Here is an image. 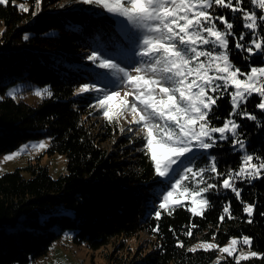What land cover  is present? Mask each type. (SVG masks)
<instances>
[{
	"label": "trees",
	"instance_id": "16d2710c",
	"mask_svg": "<svg viewBox=\"0 0 264 264\" xmlns=\"http://www.w3.org/2000/svg\"><path fill=\"white\" fill-rule=\"evenodd\" d=\"M61 2L42 0L36 16L32 15L34 0H10L7 6L0 5V154L21 142L48 137L47 152L66 157V173L56 178L39 161L0 174V264H26L46 254L52 241L63 234L75 244L95 250L113 239L119 240L118 248L123 243L127 248L126 238L142 231L148 236L145 245L149 248L119 256L112 251L108 257L116 259L113 264H206L214 259L216 250L188 249L198 239H213V234L220 244L232 236H250L252 248L264 256V179L237 181L243 200L256 205L251 223L234 194L220 187L224 177L214 178L210 172L205 173L207 182L218 187L207 194L211 207L203 216H193L186 207L171 210V215L162 211L159 220L152 215L159 203L157 194L167 189L168 182L154 174L151 160L141 150L143 144L123 138L115 141L111 134L117 124L106 119L97 126L99 120L93 117L100 113L91 107L96 93L74 94L81 84L108 82L102 69L86 59L92 51L124 57L116 45L126 49L130 45L103 10L85 4L61 7ZM20 4L30 10L21 11ZM215 11L234 19L228 10ZM234 32L230 38L234 63L244 71L249 70V64L261 65L264 56L235 49L241 32L247 34L242 43L252 39L239 19H235ZM25 34L29 39H24ZM16 82H23L24 89L49 86L53 95L35 103L24 97L12 99L7 90ZM229 99L225 95L217 102L213 113L216 126L231 111ZM259 102L254 94L246 105L258 116L257 121L236 118L242 125L240 138L246 151L254 156H264V112L256 107ZM106 140L111 144H103ZM211 156L217 157L218 170L226 173L238 168L242 152L233 147L230 138L217 140L205 161ZM228 201L233 218L226 216L221 222ZM192 224L197 227L191 237L186 236ZM157 225L159 232L153 230ZM220 264L236 261L226 256ZM241 264H264V259L250 258Z\"/></svg>",
	"mask_w": 264,
	"mask_h": 264
},
{
	"label": "snow or ice",
	"instance_id": "6c2138e0",
	"mask_svg": "<svg viewBox=\"0 0 264 264\" xmlns=\"http://www.w3.org/2000/svg\"><path fill=\"white\" fill-rule=\"evenodd\" d=\"M9 2L0 0V5L7 6ZM80 2L109 14L115 21L118 34L131 46L132 56L137 58L122 67L124 61L118 63L115 58L118 53L92 51L86 59L98 68L108 70L114 79L103 87L99 86L101 81L81 84L74 94L96 93L91 107L101 111L109 123L126 121L128 127L121 126V131L134 132L137 138L145 141L141 150L151 160L154 174L161 178L176 174L167 189L158 194L159 203L152 215L159 220L162 211L171 215V210L186 207L193 216H203L211 207L207 194L218 187L207 182L205 173L210 172L214 178L224 177L220 187L234 194L251 223L256 205L243 200V190L237 181L252 183L264 179V156L245 151L246 143L240 138L239 131L242 125L236 118L258 120V116L246 108L254 94L260 100L256 107L264 112V62L259 66L249 64V70L244 71L231 56L230 38L236 35L235 19L241 20L252 39L248 44L242 43L247 34L241 32L235 49L264 56V0ZM41 3L42 0H34L33 16L41 10ZM17 7L23 12L30 10L25 4ZM216 9L228 10L234 19L216 13ZM24 39H29V35L25 34ZM122 47L116 45L117 49ZM109 55L113 58H106ZM7 95L16 99L15 90H9ZM35 95L43 98L45 95L51 97L53 93L49 86H45L37 88ZM225 95L230 98L231 111L220 126H216L213 113L217 102ZM230 138L233 147L245 153L237 169L220 172L216 156L210 157L206 167L191 166L194 153L207 155V150L217 147V140ZM31 146L43 150L49 144L40 141ZM28 147V144L21 145L17 151L6 154L4 160H13ZM226 216L233 218L231 201L224 205L219 220L223 222ZM196 227L192 224L185 235L191 237ZM153 230L159 232V225ZM215 238L213 234V240ZM252 244L250 236L232 237L223 247L205 240L188 251L218 250L233 257L236 264L250 258L264 259L255 251L234 255L239 245L251 249ZM178 245L184 246L182 241H178ZM216 264H220V258Z\"/></svg>",
	"mask_w": 264,
	"mask_h": 264
},
{
	"label": "rangeland",
	"instance_id": "374dc122",
	"mask_svg": "<svg viewBox=\"0 0 264 264\" xmlns=\"http://www.w3.org/2000/svg\"><path fill=\"white\" fill-rule=\"evenodd\" d=\"M61 5L64 7H79V6H84L83 3L80 2V0H62ZM130 50V51H128ZM120 52L124 54V57L119 56L116 57L117 62L120 63L122 60L124 61L121 63L122 67L128 66L129 63H131L134 59H137L132 56L131 52V46L129 49L122 48L120 49ZM129 56V57H128ZM128 57V58H127ZM106 58H111V57H106ZM264 59V57H263ZM102 72L105 73V76L108 79V82L113 80L114 78L111 76V73L108 72V70L102 69ZM242 78V77H241ZM107 82V83H108ZM105 83H100V87H103ZM25 84L23 82H16L9 86V90H15L16 92V98H21L24 97V99L27 102L30 103H35L41 99V97H38L35 95V90L37 88H44L45 86H38V85H33L30 89H24ZM100 114L95 115L93 117V120H99L97 123V126L100 127L102 121H104V117L102 115V112L99 111ZM115 123V122H113ZM117 124V129L112 131L111 136L115 139V141H118L119 139H128L129 143H134L135 141H138L141 144H144L145 141L141 138H137V136L134 134V132H128V131H121V126H123L125 129H127L128 125L126 121L121 120L120 123H115ZM219 134H216L218 137ZM110 136V137H111ZM40 141H45L49 144V138L48 137H43L40 139H30L24 142H21L16 148L9 150L7 152L1 153L0 154V174L13 170L17 167L23 168L30 162L34 161H39L41 165L45 166L48 170V173L51 177L56 178L64 173H66V157L64 154L60 153H48L47 148L43 150H37L33 148L31 145L34 143H38ZM28 144L29 147L28 149L23 152L21 155L17 156L13 160H4V156L6 154H9L11 152L17 151L21 145ZM105 145H110L111 142L109 140H106ZM102 144V145H103ZM140 148V147H138ZM208 151V150H207ZM246 151V150H245ZM242 155H244V151H241ZM195 156V159L193 160V164L191 166L197 167L200 164H204L203 167H206L210 163V158L205 161V156L199 152L193 154ZM189 159H192V157H189ZM188 161L185 160V164H187ZM211 176L213 174L211 173ZM162 180H166L168 184L170 181H172L174 178H176V174L173 173L172 177L169 178H161ZM158 196V194H157ZM245 236V235H243ZM148 236H146L145 231H142L138 235L130 236L129 238H126V244L120 249L118 248V241H115L113 239L109 244L102 246L98 249H91L87 247L84 244H75L70 237H67L66 235H62L52 241V243L49 245V248L46 252V254L30 260L26 264H113L115 263L116 259H112L111 257H108L109 254L113 251V253L116 250V255L119 256L120 254H132L135 251H137L138 248H141V250L144 247L149 248V246L145 245V239ZM232 237H238V236H232ZM230 237V238H232ZM242 237V236H241ZM230 238L224 242V243H218L213 239H209L207 241L216 243L223 247L224 245L229 243ZM239 238V237H238ZM200 241H205L204 239H198L194 242H192L189 246V248L193 247ZM117 245V246H116ZM115 247V249H114ZM249 251H256L251 247L249 249L247 246L239 245L238 250L234 255H239L240 253H245L247 254ZM260 254V253H259ZM227 256V254H222L218 250H216V256L212 261L206 264H216V261L218 258L223 259Z\"/></svg>",
	"mask_w": 264,
	"mask_h": 264
}]
</instances>
